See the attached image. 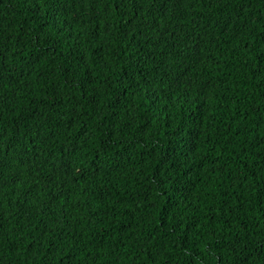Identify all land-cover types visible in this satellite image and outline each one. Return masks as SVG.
I'll list each match as a JSON object with an SVG mask.
<instances>
[{
  "label": "trees",
  "instance_id": "trees-1",
  "mask_svg": "<svg viewBox=\"0 0 264 264\" xmlns=\"http://www.w3.org/2000/svg\"><path fill=\"white\" fill-rule=\"evenodd\" d=\"M0 264H264V0H0Z\"/></svg>",
  "mask_w": 264,
  "mask_h": 264
}]
</instances>
